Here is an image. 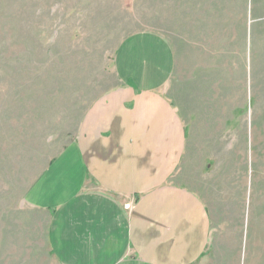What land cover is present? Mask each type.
Masks as SVG:
<instances>
[{
    "label": "rangeland",
    "instance_id": "rangeland-1",
    "mask_svg": "<svg viewBox=\"0 0 264 264\" xmlns=\"http://www.w3.org/2000/svg\"><path fill=\"white\" fill-rule=\"evenodd\" d=\"M142 33L171 46L165 96L208 142L206 264H264V0H0V264H60L30 193Z\"/></svg>",
    "mask_w": 264,
    "mask_h": 264
},
{
    "label": "crops",
    "instance_id": "crops-1",
    "mask_svg": "<svg viewBox=\"0 0 264 264\" xmlns=\"http://www.w3.org/2000/svg\"><path fill=\"white\" fill-rule=\"evenodd\" d=\"M174 67L162 38L127 39L117 86L89 106L76 141L34 186L32 207L54 210L60 264H206L208 142L165 96Z\"/></svg>",
    "mask_w": 264,
    "mask_h": 264
}]
</instances>
